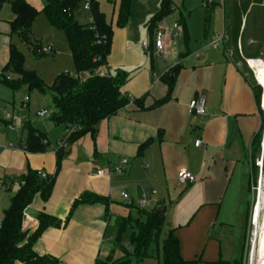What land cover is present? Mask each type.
Instances as JSON below:
<instances>
[{"label":"crops","instance_id":"obj_1","mask_svg":"<svg viewBox=\"0 0 264 264\" xmlns=\"http://www.w3.org/2000/svg\"><path fill=\"white\" fill-rule=\"evenodd\" d=\"M46 1L25 0L39 12L38 16ZM99 1L110 7L109 16L103 7L99 9L112 29L104 67L111 76L119 72L127 75L120 94L128 103L117 115L97 126L94 138L87 134L63 146L58 170L56 152L65 128L50 122L49 118L47 124L46 118L36 116L37 112L46 110L44 101L33 114L39 123L27 120L16 140L11 138L0 144L4 147L0 148L1 190L10 188L11 181L28 171L54 178L49 200L43 203L36 195L24 210L22 233L29 236L37 229L40 213L59 221L68 219L59 228L46 229L33 244L38 256L51 257L54 264L121 260L123 264H162V245L169 233L175 236L183 261L232 263L240 257L244 233L250 146L264 118L260 102L254 97L252 71L240 69L226 50L224 0H201L202 9L197 6L200 0H183L180 7L177 0H171L172 11L154 24L152 20L161 0H131V18L123 27L116 25L119 0L113 4L108 0ZM196 7L204 13L194 19ZM251 14L250 9L243 15L234 36L241 55L252 52L241 45L244 22L249 21ZM13 18L10 5L0 3V79L9 61L10 45L16 47L14 42H21L17 34L10 32ZM250 21H258L256 14ZM174 23L178 28L172 31ZM159 28L176 34V37H166L162 55L153 50L154 33ZM143 43L147 50L142 49ZM39 47H50L51 53L54 52L52 44ZM67 56L71 59L69 51ZM174 67L178 70L169 89L162 78ZM68 69L69 72L58 70L55 77L61 73L75 76ZM197 99L205 102L202 117L189 111V104ZM163 100L167 101L159 104ZM4 123L9 126L5 116ZM15 124L19 126L21 121H14ZM27 124L45 134L48 146L44 153L24 151ZM197 141L198 147L194 145ZM122 159L127 161L124 174L116 176L113 169ZM178 170L188 172L197 181L179 186ZM97 171L102 175L97 176ZM122 192L128 195V201L121 198ZM86 193L103 202L77 206L70 214L73 202ZM11 196L0 208V221ZM142 200L145 206L139 209L137 204ZM159 207H164V217L157 247L152 257L137 263L118 249L120 227L126 222L122 233L129 230L130 246L121 247L126 254H131L133 220L138 211L148 212ZM163 230L165 233L161 235Z\"/></svg>","mask_w":264,"mask_h":264},{"label":"trees","instance_id":"obj_2","mask_svg":"<svg viewBox=\"0 0 264 264\" xmlns=\"http://www.w3.org/2000/svg\"><path fill=\"white\" fill-rule=\"evenodd\" d=\"M116 0H108L113 4ZM227 0H224L226 4ZM242 4V0H239ZM10 5L13 13V20L10 23L11 34H17L22 43L32 45V24L39 12L30 6L25 0H0ZM83 0H47L41 13L44 15L49 26L63 33L68 51L71 56L75 76L67 73L57 75L50 87H46L40 76L33 71H26L23 67L24 56L14 46L9 48V61L4 68L16 74L19 78L12 84L11 88L16 89L25 85L29 91H36L39 95H49L53 111L50 114V121L55 125L65 128V134L56 152V170L59 169L63 155V146L70 145L89 134L95 136L97 126L104 120L117 115L124 108L128 101L120 94V89L127 81V75L119 72L114 76L107 74L101 76L97 69L105 65L106 57L110 51L112 29L107 23L104 14L100 11L98 3L91 0L89 17L92 22L88 25H80L76 20ZM131 0H119L116 25L123 27L131 18ZM172 11L171 0H161L158 12L153 17L152 24L161 20ZM227 12V11H226ZM244 13L239 15L238 24L235 23L232 31L231 22L225 20L224 30L226 38L233 37L238 33L241 26V19ZM246 22L241 34L246 29ZM234 24V23H233ZM184 29L185 25L183 24ZM186 31H184V34ZM233 32V34H232ZM234 35V36H233ZM35 49H40L36 47ZM178 67H174L165 75L162 80L170 89L173 83L174 74ZM3 73V78L6 81ZM253 78V77H252ZM254 97L259 102L261 89L254 82ZM167 100L161 101L164 104ZM72 132L70 135L66 131ZM26 140L24 151L26 153H44L48 146L44 133L27 124L24 127ZM257 136V138H256ZM255 146L251 148L250 157L254 158L255 151L260 148V132L256 135ZM253 144V141H252ZM145 146V145H144ZM253 155V156H252ZM36 171H28L26 174L11 181L17 186L16 192L11 196L9 207L3 212L0 221V264H54L55 260L48 256H38L33 251V244L48 228H59L66 224L67 220L59 221L44 213L37 216V229L26 236L22 233V221L24 210L32 203L38 195L43 203L50 198L54 178L41 179ZM6 190H9L7 188ZM103 202V199L86 193L76 199L71 207L72 211L80 205H91ZM69 214V215H70ZM164 217V207L152 211H138L137 218L133 220L134 229L131 244L133 252L126 254V251L118 245V249L126 257H133L137 263L148 257H152L157 247V237L161 230ZM124 222L120 227L119 237L124 230ZM162 264H196V262L183 261L179 254L178 243L175 236L169 233L162 245ZM239 258L232 263L218 261L213 264H237ZM119 262H98L96 264H123Z\"/></svg>","mask_w":264,"mask_h":264},{"label":"rangeland","instance_id":"obj_3","mask_svg":"<svg viewBox=\"0 0 264 264\" xmlns=\"http://www.w3.org/2000/svg\"><path fill=\"white\" fill-rule=\"evenodd\" d=\"M191 0H187L190 2ZM206 1V0H204ZM211 1L212 0H208ZM99 7H103V9L107 12V15L110 14V7L107 4L100 3L101 1L97 0ZM183 0H177L176 4L178 7L181 6ZM200 2L197 5L200 9ZM253 5V6H252ZM191 8L193 5L191 4ZM199 8H195L193 11V17L195 19L196 15H203ZM226 13L225 17L228 19V24L231 22L232 31H234V27L238 24L239 15L251 9V15L249 16L246 22V29L241 38L242 48L249 49L251 53L248 55H241L239 51L238 44L235 43L236 40L233 37L227 38L225 42L226 50L228 51V55L230 58L234 60L236 64L240 67V69L249 70L246 61L248 60H261L264 61V0H242V4L239 0H227L225 4ZM218 13V21L219 25L221 24V13L220 10ZM256 14V18L258 21L251 22L250 20ZM244 15V16H245ZM77 22L80 25H88L89 24V13L83 11L81 8L78 14L75 16ZM186 18V17H185ZM187 19V18H186ZM237 24L235 25V21ZM234 23V24H233ZM201 24V23H200ZM198 25L197 30L200 32V26ZM221 32V31H220ZM225 34H228V32ZM233 34V32H232ZM234 36V35H233ZM32 45H25L22 42L16 40L15 45L19 49V51L24 56V69L29 71H35L40 78H42L46 87H50L53 81V78L59 72H69L74 74V69L72 66L71 59L67 56V43L65 37L62 32L51 30L44 16L41 14L36 17L34 24L32 26ZM240 40V39H239ZM238 42V41H237ZM251 44H248L250 43ZM52 44L54 46V52L38 54V50L36 47L46 46ZM237 45V49H236ZM249 45V47H247ZM247 56V57H245ZM251 75H253L251 73ZM4 76H7L10 79V83L6 84L2 79H0V144L4 142H8L11 138L16 140L17 134L21 133V128L23 124L30 120L34 124L39 123L40 121L33 115L36 110L39 109L40 103L44 101L46 110L52 112L53 108L49 101V95H39L36 91H29L25 85H20L16 89H12V84L19 78L16 74H14L11 70H7L4 73ZM253 77V76H252ZM29 98L28 107H23L20 105L23 102L24 98ZM43 97V98H42ZM45 99V100H44ZM5 114H9L14 121H21V124L18 126L15 124L14 128H9L4 123ZM49 121L48 118L45 119V123ZM260 132V148L259 152L253 153L254 158L250 157V152L252 151V146H255L257 134ZM255 135L256 138L253 139V144L250 146L249 152V162H250V173L247 178V201L244 206V224H243V238L241 241V252L240 257L237 264H257L258 259L256 255L255 243H257L259 233H260V218L257 220V224L255 225L252 221V212L258 200V193L260 187L264 185V165H262V159H264V155L261 153V142L262 138H264V122H262L261 129ZM51 142V137H48ZM52 138H54L52 136ZM15 142V141H14ZM4 148V147H0ZM253 156V155H252ZM16 186L13 185L9 188V190H1L0 188V208L6 204L11 195L15 193ZM119 203V202H118ZM121 207V206H120ZM116 209V208H115ZM123 211V207H121ZM1 215V213H0ZM129 230H125L120 235V244L122 247L130 246V234ZM165 233V230L161 232V235ZM254 247V248H253ZM133 250V249H132ZM253 253V254H252ZM236 264V263H235Z\"/></svg>","mask_w":264,"mask_h":264},{"label":"built area","instance_id":"obj_4","mask_svg":"<svg viewBox=\"0 0 264 264\" xmlns=\"http://www.w3.org/2000/svg\"><path fill=\"white\" fill-rule=\"evenodd\" d=\"M208 2V0L206 1ZM90 6H91V0H83V3H82V6H81V9L85 12H88L90 11ZM92 22V19L89 17V23ZM178 28V25L176 23H174L172 25V31L176 30ZM176 37V34H172V32L170 33L169 30L167 29H164V28H159L155 31L154 33V39H153V50L155 53L157 54H160L162 55L165 51V39L166 37ZM142 49L143 50H147L148 47L145 43L142 44ZM45 53H51V48L50 47H40V49H38V54H45ZM247 64V63H246ZM97 73L101 76H106L107 75V71L105 69L104 66L102 67H99L97 69ZM253 73V72H252ZM253 79H254V82L256 83L257 86L260 87L261 89V95H260V111H261V114H262V118H264V108H262L261 106V97H262V92H264V90H262V87L259 85V83L257 82L254 74H253ZM6 81H10V79L8 77H6ZM27 102H28V98H25L23 103H22V106L25 107L27 105ZM189 111L190 113H192V115L196 116V117H202L205 115V102L203 99H197V100H193L190 104H189ZM36 116L39 117V118H49L50 117V114L46 111V110H41L39 112L36 113ZM5 120L9 123V128H14V121L13 119L11 118V116L9 114H6L5 115ZM264 120V119H262ZM72 132H70V130L66 131V134L67 135H70ZM262 143H264V138H262V142H261V153L262 155H264V149H262ZM200 144V142H195L194 145L196 147H198ZM127 165V161L125 159H122L119 163L118 166H116L114 169H113V174L116 175V176H122L124 174V168L125 166ZM37 175L41 178V179H46L47 176L45 174H42L40 172L37 173ZM96 175L97 176H100L102 175V172L101 171H97L96 172ZM176 179H177V184L179 186H186V185H190V184H193L197 181V179L192 176L191 174H189L188 172L184 171V170H178L177 171V175H176ZM4 190L7 189V187H3ZM121 198L124 200V201H128L129 200V197L126 193L122 192L120 194ZM144 206H145V202L144 200L140 201L138 204H137V207L139 209H144Z\"/></svg>","mask_w":264,"mask_h":264},{"label":"bare ground","instance_id":"obj_5","mask_svg":"<svg viewBox=\"0 0 264 264\" xmlns=\"http://www.w3.org/2000/svg\"><path fill=\"white\" fill-rule=\"evenodd\" d=\"M247 66L253 72L262 90H264V62L260 60H248ZM261 106L264 108V93H262L261 97ZM262 149H264V143H262ZM261 164L264 165V159H262ZM258 218H260V233L257 243H255L258 259L257 264H264V185L260 187L258 200L252 212V221L255 225L257 224Z\"/></svg>","mask_w":264,"mask_h":264},{"label":"water","instance_id":"obj_6","mask_svg":"<svg viewBox=\"0 0 264 264\" xmlns=\"http://www.w3.org/2000/svg\"><path fill=\"white\" fill-rule=\"evenodd\" d=\"M262 93H264V92H262Z\"/></svg>","mask_w":264,"mask_h":264}]
</instances>
